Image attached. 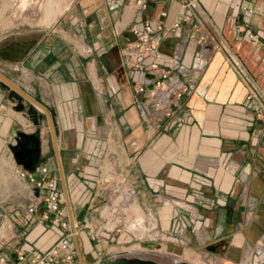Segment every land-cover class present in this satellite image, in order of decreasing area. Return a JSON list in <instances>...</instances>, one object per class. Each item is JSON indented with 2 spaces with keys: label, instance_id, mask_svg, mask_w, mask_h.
I'll use <instances>...</instances> for the list:
<instances>
[{
  "label": "crops",
  "instance_id": "1",
  "mask_svg": "<svg viewBox=\"0 0 264 264\" xmlns=\"http://www.w3.org/2000/svg\"><path fill=\"white\" fill-rule=\"evenodd\" d=\"M196 1L206 27L192 19L162 46L186 67L172 85L194 88L176 116L155 127L154 108L136 91L142 75L124 48L145 18L165 10L170 25L182 0H149L145 12L128 0H77L57 33L9 51L5 59L19 73L8 77L50 109L60 155L48 121L37 122L0 80V255L11 264L20 248L46 249L63 233L28 212L30 195L17 178L24 166L10 149L20 132L39 137L33 170L50 168L69 221L82 226L72 239L74 264H180L188 252L264 264V109L249 97L253 86L264 95V0ZM203 29L219 47L204 50ZM128 189L127 213L139 211L146 225L101 228L93 239L86 221L103 225L93 207Z\"/></svg>",
  "mask_w": 264,
  "mask_h": 264
},
{
  "label": "built area",
  "instance_id": "2",
  "mask_svg": "<svg viewBox=\"0 0 264 264\" xmlns=\"http://www.w3.org/2000/svg\"><path fill=\"white\" fill-rule=\"evenodd\" d=\"M128 1L144 12L149 10V0ZM237 7L240 8L242 5L237 3ZM167 16L168 12L163 10L158 18H145L142 28L133 27L135 38L128 41L124 48V53L128 56L132 67L142 75V79L136 83V91L144 97L143 103L152 105L154 108L152 127H155L157 123H166L173 119L184 96L194 88V84L190 81L176 87L172 85L173 73L184 74L186 67L175 55L163 49V39L180 29L185 23H191L192 19H195L192 23L194 28L200 30L206 27L205 18L196 0H182L178 14L170 25L165 20ZM199 40L204 43L205 51L219 47V41L207 30L203 29ZM231 59L238 72L250 82L240 62L232 56ZM252 95L260 99L262 111L264 109L263 92L253 86L249 97ZM35 171L25 168L17 170L18 180L30 195L28 212L37 215L40 222L60 227L63 233L53 245L46 249L20 248L17 250L14 264H74L75 252L72 248V239L82 226L78 222L72 224L69 221L64 199L57 188L55 177L51 176L50 168L47 165H40L35 168ZM121 191H116L113 197L107 198L101 205L94 206L91 210L92 213H98L103 223L99 227L91 218L86 221L85 227L93 239H98L101 228L110 232H123L146 225L143 217H130L127 213V206L123 202L130 199L129 189ZM2 245V238H0V248ZM262 252L261 259L264 262V249ZM0 264L11 263L3 254L0 255ZM223 264L238 263L224 261Z\"/></svg>",
  "mask_w": 264,
  "mask_h": 264
},
{
  "label": "rangeland",
  "instance_id": "3",
  "mask_svg": "<svg viewBox=\"0 0 264 264\" xmlns=\"http://www.w3.org/2000/svg\"><path fill=\"white\" fill-rule=\"evenodd\" d=\"M76 1L77 0H0V72L7 77L18 76L19 72L10 67L11 64L5 59L9 51H13L14 46L18 43L23 44L28 40L41 39L44 36H48V34L57 33L60 21L71 12ZM19 101H22L24 109L26 108L30 113L34 114V118L37 122L41 121L44 124L47 123L46 113L38 106H33L24 99H19ZM32 129H34V127H32ZM188 253H192L193 258H196L199 254L194 252ZM202 259L205 260V262L203 263L199 259L198 263L216 264V262H224V260H219V258L207 260V258L202 256ZM163 260L166 263L168 261L170 263L175 262V259L166 258Z\"/></svg>",
  "mask_w": 264,
  "mask_h": 264
},
{
  "label": "water",
  "instance_id": "4",
  "mask_svg": "<svg viewBox=\"0 0 264 264\" xmlns=\"http://www.w3.org/2000/svg\"><path fill=\"white\" fill-rule=\"evenodd\" d=\"M0 80L4 82L7 86H9L12 90H14L19 95H21L24 99L38 106L39 108H41V110H43L46 113L48 124H49L51 134H52V139L54 142V146L56 148L57 157H58V160H60L58 142H57V132H56L55 124H54V119L51 115V112L47 108V106L41 103L40 101L36 100L33 96L27 93L24 89H22L16 83L11 81L7 76H5L1 72H0ZM31 137L39 138L36 134H27V133L20 132L16 137L15 143L10 146V149L17 163L23 165L24 168L28 170L34 169V165L39 162L41 158V152H42V148L41 146H39L38 147L39 154L35 158L32 154L33 152L32 147H29L26 143L22 142V139H29ZM22 146H25L24 150L17 151V149Z\"/></svg>",
  "mask_w": 264,
  "mask_h": 264
},
{
  "label": "bare ground",
  "instance_id": "5",
  "mask_svg": "<svg viewBox=\"0 0 264 264\" xmlns=\"http://www.w3.org/2000/svg\"><path fill=\"white\" fill-rule=\"evenodd\" d=\"M41 109V108H40ZM135 210L137 211V208H136V206H135ZM138 212V216H142L143 217V214H141V213H139V211H137ZM141 228V227H140ZM139 229V228H138ZM205 258H207V257H205ZM210 259H208L207 258V260H212V259H216L215 257H209ZM217 258H219V257H217ZM185 259H188L189 261H192V263H197L198 262V260L200 259L202 262H205V260H203L202 259V256L200 255V254H198L197 256H196V258H193L192 257V253H187L186 254V256L183 258V257H179L178 258V263H180V264H188L187 262H185ZM219 260H222L223 261V259H220L219 258ZM208 262V261H207ZM210 262V261H209ZM216 264H223V263H219V262H216Z\"/></svg>",
  "mask_w": 264,
  "mask_h": 264
},
{
  "label": "flooded vegetation",
  "instance_id": "6",
  "mask_svg": "<svg viewBox=\"0 0 264 264\" xmlns=\"http://www.w3.org/2000/svg\"><path fill=\"white\" fill-rule=\"evenodd\" d=\"M22 142L26 143L29 147H32L33 149V156L36 158L39 154V146H41V141L39 138H36V137H31L29 139H22ZM24 147L25 146H22L20 148L17 149V151H20V150H24Z\"/></svg>",
  "mask_w": 264,
  "mask_h": 264
}]
</instances>
